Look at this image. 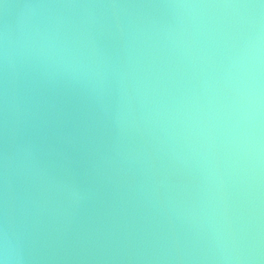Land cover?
<instances>
[{"label":"water","instance_id":"obj_1","mask_svg":"<svg viewBox=\"0 0 264 264\" xmlns=\"http://www.w3.org/2000/svg\"><path fill=\"white\" fill-rule=\"evenodd\" d=\"M0 228L22 264H264V0H0Z\"/></svg>","mask_w":264,"mask_h":264},{"label":"clouds","instance_id":"obj_2","mask_svg":"<svg viewBox=\"0 0 264 264\" xmlns=\"http://www.w3.org/2000/svg\"><path fill=\"white\" fill-rule=\"evenodd\" d=\"M33 47L48 59H55L61 66L83 71L85 74L101 76L103 67L80 53L74 51L66 43L54 40L50 36H39L33 41ZM7 58V53L5 54ZM248 55L242 53V57ZM242 62V61H241ZM18 241L8 228H0V264H22Z\"/></svg>","mask_w":264,"mask_h":264}]
</instances>
